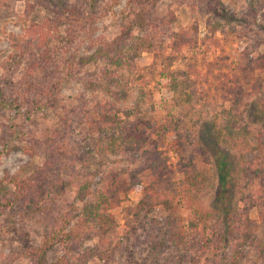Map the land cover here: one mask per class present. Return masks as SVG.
<instances>
[{"label": "trees", "instance_id": "trees-1", "mask_svg": "<svg viewBox=\"0 0 264 264\" xmlns=\"http://www.w3.org/2000/svg\"><path fill=\"white\" fill-rule=\"evenodd\" d=\"M13 1L0 0V8L9 6ZM20 1L25 3L23 18H26L34 8L30 0ZM157 1L128 0L125 22L117 36L110 41L94 37L97 16L107 14L117 0H108L101 10L100 0H76L71 7L68 2L56 3L54 18L46 17L41 23H31L20 35H11L13 51L25 60L27 71L24 81L29 91L17 93L18 103L15 105H6L3 101L2 105L17 109L29 104L32 108L24 111L28 117H32L35 111L49 110L51 101L58 96L60 83L75 71L73 61L76 56L71 61L55 56L62 43L67 45V53L76 38L80 42L89 41L91 47H95L89 59L100 54L105 64H110L114 69L131 63L142 52H148L153 53L154 58L147 67L151 74L158 59L164 64V70L168 71L187 53L190 57L186 63L187 72H181L187 78L195 77L198 81H204L209 88L214 87L218 92L223 90L229 96L242 94L247 86L251 91L262 89L264 82L257 81L259 76L255 77L254 73L258 70L264 75V54L258 53L254 57L253 49H257L262 41L255 38V28H263L264 0H244L246 7L238 14L228 12L221 0H177V4L184 1L190 9L210 13L216 18L214 22H208L210 25L203 35H199L196 23L188 29L172 32L170 27L176 21V16L170 10L163 16L158 15L154 11ZM87 8L89 13H86ZM3 11L0 9V14ZM61 18L78 26L79 31L74 33L72 39L65 38L70 35L68 29L64 34L60 31ZM226 25L230 27L227 31L224 29ZM134 29L138 30L137 35H133ZM218 32L221 38L217 36ZM167 38L170 44L165 48L163 44ZM157 41L159 49H170L169 55L162 56L155 51ZM225 44H237L235 55H232L237 60L226 53ZM195 52L202 53L203 72L192 63L196 59ZM205 56L211 59L206 60ZM58 61L65 64L67 74L62 73ZM78 61L81 66L87 62L82 57ZM114 69L104 67L101 74L105 81L101 86L97 82L90 86H98L105 91L102 88L106 83L109 90L118 82L112 80ZM171 76L174 75L171 73ZM84 86L87 90L88 86ZM27 97L30 99L26 100ZM80 99L77 107L70 109V122L64 124L95 129L105 147L103 145L97 150L90 148V144H95L90 138L86 147L74 153L64 143L60 131L43 130L39 138H29L28 143L21 147L29 156L44 155L42 167L25 177L21 173L8 176L6 184L0 182V210L6 213L7 221L28 220L45 226L41 245L25 247L24 254L30 264H89L95 258L103 264H110L117 256L123 257L129 264H137L139 260L141 264H239L244 249L250 245L256 248L264 262V232L261 238H256V222L248 216V209L256 207L264 226L263 131L256 136L252 158H244L246 164L240 170L243 179H247L244 187L252 190L248 193L249 200L242 198L249 206L239 210L233 205L236 185L229 167L225 168L220 157L216 163L219 181L214 206L209 211L189 206L195 219H190L185 227L182 216L175 210L173 198L180 197L186 203L193 198L189 188L179 193L170 188L173 174L170 159L158 149L155 141L150 140L146 130L151 125L142 120L139 111L135 113L131 109L117 107L115 113H111L106 107L113 109V102H99L90 108L84 95ZM231 110L232 107L224 111L228 119L226 126L237 122ZM3 150V153L7 151L4 145ZM94 151L121 156L129 165L103 172L101 162L98 163L91 156ZM217 154L221 155L220 152ZM75 160L79 161L83 170H88L92 165L97 167L74 177L72 183L76 191L67 200L63 197V177L74 168ZM50 174H54L53 179ZM253 178L258 179L257 187H251ZM93 185H98V191H93ZM8 186L12 188L8 189ZM139 189V200L131 203L130 194ZM169 194H172L171 198ZM124 203L129 205L124 206ZM159 205L166 211L163 219L151 217ZM116 208H121L122 226L113 213ZM56 245H61L64 253L50 262L47 253Z\"/></svg>", "mask_w": 264, "mask_h": 264}, {"label": "rangeland", "instance_id": "rangeland-1", "mask_svg": "<svg viewBox=\"0 0 264 264\" xmlns=\"http://www.w3.org/2000/svg\"><path fill=\"white\" fill-rule=\"evenodd\" d=\"M221 1L228 12L236 14L246 7L244 0ZM30 2L34 9L26 18H23L25 8L23 1L15 0L9 6L0 8L4 10L0 14V89L3 91L0 95V182L6 184L8 176L21 173L25 177L42 167L45 161L44 155L29 156L21 150V147L28 143L29 138H39V133L43 130L60 131L64 143L74 153L86 147L90 138L93 139V143L95 142L89 145L90 148L97 150L103 145L105 147V143L101 141V137L99 139L95 129L76 124L69 126L64 124L70 122L68 118L71 115L70 109H75L81 102V95H84L90 108L95 107L99 102L107 101L109 104L113 102L112 104L115 105L113 109L111 106L106 107L111 113H115L117 107L124 110L131 109L135 113L139 111L142 120L151 125L146 130L150 140L155 141L158 149L164 151L170 159L169 165L173 172L170 188L173 187L175 193L189 188L190 196L193 198L187 203L180 197L173 198L175 210L183 218V226L186 227L190 219H195L189 206L201 211H209L213 208L219 181L216 163L220 157L225 168L229 167L236 185L233 205H236L239 210L249 206L242 198L248 199V193L252 190L250 187H244L247 179H243L240 170L246 164L243 159L249 160L254 154L258 132H264V86L257 91H251L247 86L245 92L238 93L236 96H229L223 90L218 92L214 87L209 88L204 81L181 75V72H187L186 63L190 61L187 53L185 58L173 63L168 71L164 70V64L158 59L151 74L147 67L154 58L153 53L148 52H142L131 63L114 69L110 64H105L100 54L89 59L94 54L95 47L92 48L89 41L80 42L76 38L69 46L67 53L65 50L67 45L62 43L55 56L68 58L70 61L73 60V56H76L73 61L75 71L71 76H66L65 81L59 82L58 96L51 101L49 110H38L32 117H28L24 111L32 108L29 104L13 109L1 103L3 101L6 105H15L18 103L17 93L29 91L28 84L24 81L27 71L25 60L19 57V53L13 51L10 37L20 35L22 30L31 23H41L46 17L54 18L56 3L68 2L71 7L76 0H30ZM107 2L108 0H100L99 9H103ZM127 2L128 0H117L107 14L97 16V31L94 37H102L110 41L117 36L128 15ZM177 2V0H158L154 7V11L160 16L165 15L168 10L174 13L176 21L170 27L172 32L188 29L196 23L199 35H203L210 25L208 22L212 23L216 20L210 13L204 14L201 11L192 10L183 3L184 1L182 3L179 1L180 5ZM86 13H89L88 8ZM229 28L226 25L224 29L227 31ZM59 29L63 34L68 29L67 32L70 35L65 36L66 39H72L74 33L79 31L75 23L67 22L62 18ZM255 29V38L262 41L257 49H253L254 57L258 53L264 54V23L263 28ZM137 34L138 30L134 29L133 35ZM217 36L221 38L219 32ZM157 43L159 42H155V45ZM169 44L170 40L167 38L163 47L166 48ZM236 45L225 44L224 46L231 58L235 55ZM155 51L162 56L170 53L169 48L161 50L158 45ZM194 56L196 59L191 62L203 72L202 53L195 52ZM81 57L87 60L83 66L78 61ZM205 59L211 58L205 56ZM58 62L61 63V61ZM61 67L62 73L67 74L65 64L61 63ZM104 67L114 69L112 80L118 81L109 90L106 89L105 83L102 89L106 92L98 88L105 81L101 74ZM235 72L239 74L238 71ZM254 76H259L257 81L264 82V75L258 70L255 71ZM94 82L98 83L97 87L90 86ZM84 85L88 86L87 90ZM27 99L30 98L27 97ZM231 107L232 115L237 122L236 124L231 122L229 126H226L228 119L224 111L230 110ZM3 145L7 149L5 153H3ZM86 151H88L87 148ZM91 156L98 163L101 162L100 167L103 172L111 168L119 169L128 164L125 158L113 156L110 153L99 154L94 151ZM96 167L97 165H92L88 170L91 172ZM85 170L88 172L87 168L83 170L79 161L75 160L74 168L63 177L64 199L70 200L74 196L76 188L72 181L75 176L82 175ZM50 178L53 179L54 174ZM95 181L97 182L98 178ZM189 182L192 184L189 185ZM252 182L251 187H257L258 179L253 178ZM10 188L12 187L8 186V189ZM92 189L94 192L98 191V185H93ZM140 196V189L132 192L129 197L130 202L136 203ZM171 196L172 194H169V198ZM123 205L128 206L129 203ZM113 213L122 226L121 208H116ZM165 216L166 211L161 205L157 206L151 214V217L157 219H163ZM248 216L251 221L256 222L255 237L261 238L264 226L259 219L258 209L249 208ZM43 233H45V226L42 223L28 220L10 222L7 221L6 213L0 210V264H30L24 254L25 247L41 245ZM63 253V247L56 245L48 251L47 260L53 262ZM140 261L137 264H141ZM89 264L103 263L95 258ZM110 264L129 263H126L123 257L117 256ZM239 264H264V262L256 248L250 245L244 249V256Z\"/></svg>", "mask_w": 264, "mask_h": 264}]
</instances>
